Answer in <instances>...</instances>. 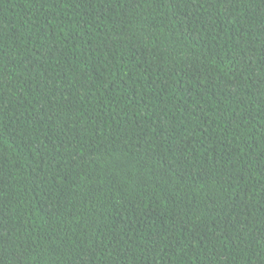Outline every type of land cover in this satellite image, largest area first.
I'll return each instance as SVG.
<instances>
[{
  "label": "trees",
  "instance_id": "1",
  "mask_svg": "<svg viewBox=\"0 0 264 264\" xmlns=\"http://www.w3.org/2000/svg\"><path fill=\"white\" fill-rule=\"evenodd\" d=\"M0 264H264V0H0Z\"/></svg>",
  "mask_w": 264,
  "mask_h": 264
}]
</instances>
